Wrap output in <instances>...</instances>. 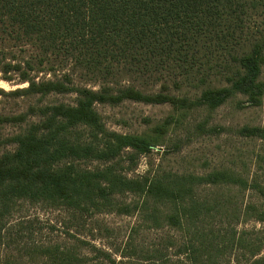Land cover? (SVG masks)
Instances as JSON below:
<instances>
[{"label": "trees", "instance_id": "trees-1", "mask_svg": "<svg viewBox=\"0 0 264 264\" xmlns=\"http://www.w3.org/2000/svg\"><path fill=\"white\" fill-rule=\"evenodd\" d=\"M0 80L20 86L0 97L38 100L0 113V264H264L260 232L238 230L264 226V131L243 166H165L168 146L137 174L156 143L96 108L261 107L264 0H0ZM102 215L136 219L117 250L84 235Z\"/></svg>", "mask_w": 264, "mask_h": 264}, {"label": "rangeland", "instance_id": "rangeland-1", "mask_svg": "<svg viewBox=\"0 0 264 264\" xmlns=\"http://www.w3.org/2000/svg\"><path fill=\"white\" fill-rule=\"evenodd\" d=\"M19 87L0 80V89L6 92ZM191 96L195 98L194 94ZM57 99L49 97L43 100L40 105L51 103ZM58 100L61 101V99ZM64 100L67 101L69 98H64ZM231 101H233V105L228 104L204 110L193 108V110L184 112L176 111L169 104L147 105L130 101H125L116 107L98 105L96 108L108 129L121 134L142 136L152 143H156L157 146L154 147L152 155L141 158L137 174H143L151 161L156 165L160 159H164L163 154L168 146L171 147L169 148L170 155L164 159L165 166L174 165L175 161H183L185 163L183 170L196 169L199 172H204L218 167L221 163H229V159L234 162L236 159H241L239 164L243 166L247 161L249 162L246 159L253 155V151H258L263 144L262 134L259 135L264 131V104L261 107L249 108L245 98L238 97ZM37 104V99H13L4 96L0 97V113L6 115L11 112H15L16 115L28 113L29 107H36ZM206 118L210 119L212 127L217 128V132L211 133L210 136L198 131V127L207 120ZM169 123L172 124L163 129V126ZM1 127L4 128V132L14 129L13 124L9 123L2 124ZM252 127H259V134L253 135ZM220 129L227 130L229 133L219 137L217 133L221 132ZM161 132H165V134L162 136ZM194 160L199 162L194 163ZM255 170L249 167V171ZM255 199L253 197V200ZM94 222H97V224H93L97 228L92 233L95 238L89 234V229H86L84 235L87 239L89 235V238L94 239V244L97 247L111 245L113 249L117 250L126 239L129 229L135 224L136 219L117 215H102L96 217V221H92V223ZM238 230L260 232L259 235L264 241V226L260 223L250 221L240 225ZM155 237L156 235L151 234L146 236L152 241ZM96 262L106 264L104 261H95L94 264H97Z\"/></svg>", "mask_w": 264, "mask_h": 264}]
</instances>
